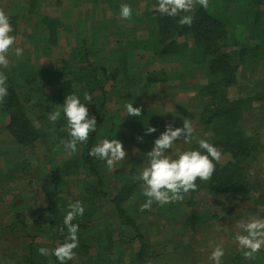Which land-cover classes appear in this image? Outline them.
<instances>
[{
  "label": "trees",
  "instance_id": "obj_1",
  "mask_svg": "<svg viewBox=\"0 0 264 264\" xmlns=\"http://www.w3.org/2000/svg\"><path fill=\"white\" fill-rule=\"evenodd\" d=\"M20 1L26 17H36L30 37L33 51L39 58L50 56L56 61L62 50L57 47L64 29L61 21L40 15L46 0ZM234 3L243 8V13L235 15L238 26L229 27L225 20L235 11ZM106 4L113 15L119 14L111 22L114 27L118 20L133 26H122L124 30L118 34L122 39L116 48L102 53L103 49L79 42L63 65L56 61V67L52 64L39 69L30 63L28 52L20 63L12 59L11 68L0 66V72L7 76L8 88V95L0 102V131L17 157L28 156L13 165L0 163V171H18L19 179L29 177L28 183L20 180L21 190L4 210L11 222L0 219V264H61L52 253L68 240L64 217L77 201L82 203L84 214L72 221L79 226L78 247L75 258L66 264H182L181 256L188 258L182 253H189L192 264H198L205 257L201 255L202 245L223 233L214 224L222 229L230 220L239 225L241 221L264 219V183L253 182L246 187L248 175L257 174L254 168L264 160V148L252 131L257 122L264 129V77L255 79L259 70L264 71V42H255L256 35L264 37V0H209L207 9L197 4L187 13L193 17L190 27L180 25L179 17L161 15L158 0H107ZM123 4L132 8L131 19L120 17ZM137 5L139 13L135 12ZM7 15L14 29L11 35L18 37L21 16ZM138 31L144 32L143 38L134 36ZM91 36V41L96 42L97 33ZM14 47L15 44L8 56L13 55ZM152 64L161 67L147 70ZM175 66L182 70L171 75ZM243 69L249 72L250 86L243 91L239 87L238 96L233 89L238 87ZM49 87L57 91L46 96L44 92ZM157 87L170 96V105L167 101L165 109L173 111L168 115L151 103L143 104L149 93L157 94ZM180 91L183 93L179 97L186 96V100L178 102L174 98L177 94L172 93ZM85 93L92 96L91 102L84 100ZM69 94L79 96L97 120L96 131L71 155L61 143L69 138L63 112L55 124L48 119L58 106L62 109ZM129 103L141 107L142 115L129 116ZM186 112L192 116L193 139L190 143L177 141L169 155L175 158L176 152L203 151L198 140L205 139L221 151L222 159L213 161L216 168L211 178L198 179L196 190L184 194L182 201L163 205L153 201L145 207L148 198L143 195L142 181L134 177L146 165V153L152 149L157 133L165 130L167 116L175 120L176 127H182ZM147 127L160 130L145 135ZM126 128L131 131L126 132ZM138 137H143L142 142ZM115 138L123 143L128 155L110 171L106 161L89 153L103 139ZM59 155L63 160L56 164ZM39 161L47 164L43 178H47L50 195L47 205H32L29 212L33 220L29 222L23 219L27 207H17L26 197L18 194L28 186L29 197L37 198L42 186L34 183L33 168ZM207 196H211L212 205L232 200L237 204L223 216L217 210L196 209ZM245 202L246 207L234 213ZM0 215L6 216L3 211ZM7 233L13 234L12 240L22 241L11 249V245H4L9 239ZM236 235H224L220 264H264V248L246 258L235 242ZM42 238H48L50 243H42ZM40 248L48 249V255H41Z\"/></svg>",
  "mask_w": 264,
  "mask_h": 264
},
{
  "label": "clouds",
  "instance_id": "obj_2",
  "mask_svg": "<svg viewBox=\"0 0 264 264\" xmlns=\"http://www.w3.org/2000/svg\"><path fill=\"white\" fill-rule=\"evenodd\" d=\"M207 9L209 0H158V11L161 15L168 17H179L180 25L191 26L193 17L187 13L192 12L196 5ZM181 13H185L181 15ZM122 19L132 18V8L121 5ZM14 31L9 16L0 8V66L7 68L9 60L7 58L9 50L17 42V37L11 35ZM15 54L21 56L23 49L15 48ZM7 76L0 72V102L8 95L6 86ZM84 100L91 102L92 96L84 94ZM127 113L131 117L142 115L141 107H133V104L126 105ZM61 111L67 121L69 138L63 140V144L69 155L77 152V145L88 141L91 133L96 131L97 120L94 115H90L89 108L81 102L76 94L66 96L62 109L49 113L48 119L55 124L61 118ZM155 127H147L145 135L156 133ZM194 127L189 119H185L182 127H176L174 123L166 125L165 130L154 140L152 149L146 153L147 162L135 180L142 181L143 195L148 198V204L155 201L161 205L166 203L179 202L184 199V194L194 191L197 188L196 181H208L213 175L216 165L213 161L219 162L222 159L221 151L205 139L198 140L199 149L176 152L175 158L169 155L177 141L190 143L193 139ZM142 142L143 137H138ZM90 156L106 161L107 168L113 170L115 164L127 157V152L123 143L118 139H103L95 145ZM69 211L64 217L65 226L68 227V240L58 245L53 253L61 264L73 260L76 256L74 251L78 247V225L72 224L77 215L84 214V207L77 201L69 206ZM247 234L237 233L235 242L246 258H252L254 253L264 248V219H253L251 221H241L238 225ZM41 255H48L49 250L40 248ZM224 256V251L217 246L211 252L209 260L214 264H220Z\"/></svg>",
  "mask_w": 264,
  "mask_h": 264
},
{
  "label": "rangeland",
  "instance_id": "obj_3",
  "mask_svg": "<svg viewBox=\"0 0 264 264\" xmlns=\"http://www.w3.org/2000/svg\"><path fill=\"white\" fill-rule=\"evenodd\" d=\"M83 1H84L83 4H85V7H87L88 18L86 17L85 19H82L81 23L84 22L83 24L85 25V21H86L87 25L90 26L89 17L93 18V19L97 18L99 21H101V20H103L105 18L107 19V15H105V17H104L103 10H101L99 7H95L94 6L95 2L93 3L92 1L90 2L88 0L87 1L83 0ZM20 3H22V1L19 2V0H0V8H2L3 10L8 11L11 14H15V15L17 14V15L21 16V19L19 20V30H18L19 34H18V37H17V42L15 43L16 47H14V51H13L14 53H13L12 56H7V58L10 59L9 63L12 61V59L17 60V62L20 63V61H22L24 56L27 55L28 52H30L29 61H30L31 64H33L35 66L38 65L40 67H42V66L45 67V66H47L45 64L46 62H48L49 65L53 64V66H55L56 63H54V62H56V61L59 63V65H63L66 57H68L70 52H71V48H72L73 42L68 40V39H66L65 34L63 32H60L58 46L60 45L62 50L60 51V55L58 56L56 61L52 60L50 58V56L49 57H40L39 58L38 55L33 51V45L34 44H32L31 39H30V37L33 35V30L32 29H33L34 26H36L35 25L36 17H33L32 19L27 18L26 15L24 14V12L22 11V9L20 8V5H21ZM23 3H24V1H23ZM46 3L47 4L44 7H42L40 15L41 16H46V17H49V18H53L55 16H58L61 13H65V12H70L71 13L72 11L77 12V11L83 9V8H81V9L79 8L81 6L77 5L78 2H76V0H60V1L46 0ZM141 4H142L141 7H144V4L142 2H141ZM233 6L234 7H232V9L235 10V11L231 14V16L228 19L225 20L226 24H228L229 27H231V26H233V27L236 26L237 27L238 25L235 22V15L238 16L240 13H243V8L242 7H238L236 5V3H234ZM75 8H78V9L75 10ZM230 9L231 8H229L228 10H230ZM89 11H90V16H89ZM139 11H140V8L138 6V9L135 10V12L139 13ZM76 14H77L76 15L77 18L75 16L74 18H72V21H70L71 22L70 25L72 26V29L76 31L75 33H77V29H78L77 19L80 18L81 13L77 12ZM116 15L119 16V14H116ZM115 20H117V16H116ZM75 21H76V23H75ZM71 26H70V28H71ZM121 26H125L126 28L133 27L132 24L126 25V24H124V22L118 20L117 25L115 27L112 26L113 35H111V39H112L111 43H114L115 40L119 39L118 38L119 37V35H118L119 33L118 32L122 31V29H123ZM237 31L241 33L243 31V29L237 28ZM129 34H132V32H129ZM134 36H136L139 39L143 38L144 32L143 31L135 32ZM262 39H264V37H262L260 34H258V35H256V41L255 42L258 41V43H263L264 41ZM17 47L23 49V54L21 56H17L15 54V48H17ZM55 53H56V51H55ZM51 61H52V63H51ZM141 64H145V62L142 61ZM11 67L12 66H10V68ZM160 67L161 66L156 67V65L152 64V65H150L147 68V70L159 69ZM172 69H174V70H170L171 75H173V73H175L176 71H177V73H180V70H182L180 67L177 68L176 66L173 67ZM247 70L249 71V68ZM248 73L249 72L244 71V69L240 72L239 79H238V87L233 89V92H235L238 96H239V92H238V88L239 87H240L239 89L241 91H243V90L248 89L249 86H250V85H248V78H247ZM260 77H264V71H262V70H259V72L257 73L255 79H259ZM196 80L197 79H195V81ZM244 85H246V86H244ZM55 89L56 88L49 87V89L46 90L44 93H45L46 96H51V95H53L55 93V92H53V91H55ZM156 91H157L156 95H152V94L149 93V98L144 99L143 100V104L146 105L147 103H149V104L151 103L155 109H163L162 110L163 115H165V114L168 115L167 113L169 111H173L171 109L170 110L169 109H165V105H167V101L170 98V96H169V94L163 93L160 89H158V87H157ZM182 93L183 92L180 91V92H176V93H172V94H177V96L174 97V98H175L176 101L181 102L182 100H186V96L185 97H179ZM187 94L189 95V93H187ZM168 105H170L169 101H168ZM256 106H258V105L256 104ZM169 108H170V106H169ZM36 111H37V109H35V112ZM186 114H187V116L184 119H189L190 121H192L191 114L189 112H186L184 115H186ZM174 121H173V119L171 117L167 116V118L165 120V124L166 125L169 124V123H174L175 124ZM259 125H260V123L257 122V124L255 125L256 127H253L252 131L254 133V136L258 140H260L261 146L264 148V129L262 128V126H259ZM157 130H160V129L157 128ZM129 131H131L130 128H126V132H129ZM161 132H163V131H161ZM161 132H159L157 134L160 135ZM153 137L154 136H151V138H153ZM7 142L8 141L6 139L5 133L0 131V146H1V149H0V163L12 162V165H13L15 162H22V160L27 159L26 157H28V156H26V157H24V156L23 157L22 156L19 157L18 156L17 157L15 155V150L10 145L8 146ZM62 160H63V156L59 155V156L56 157V162H54V163L59 164V163H61ZM31 161H34V160L32 159ZM34 163L36 164V166H34V168H33V172H34V178L33 179L35 181H37V183L39 185L42 186L39 189V193L37 195V198H39V199L37 201L36 200L37 199L36 196L33 199H32V197H34V196L29 197L30 196L29 193L27 194V192L29 191V187L27 186L26 189L24 188V190L21 191L20 194H18L19 196L26 197L25 199H22V200H25V202H22V203L20 202V206L17 205L18 208L27 207V212L23 213V215H24L23 219H26L29 222H32V220H33L32 213L29 212V209L32 207V205L35 204V203H39L40 206L47 205V203L49 201V195H50V192L48 191V188H49L48 184H46L47 178L44 179L43 177H44L45 174H42V172H43V170L45 168V165H47V164L46 163H42L40 161L39 162H34ZM118 163L119 162H117L115 164L114 169H116V166H117ZM254 169L258 170V172H257V174L248 175V178H247V181H246V187L251 186L253 182H254V185H255V183H258V182L259 183H264V160L262 162L258 161V164H256ZM26 171H31V169L30 170L27 169ZM2 176L4 177V175H2ZM5 177H6V183L3 184V185L0 184V191L2 193V197L0 196V207H1L0 208V213L3 210H5V208L13 201L12 199L15 198L17 193L21 190L20 180H21V182L28 183V179H29V177H25L24 179L23 178L19 179L18 171H16V173L15 172H7L5 174ZM71 181H72V179H71ZM72 189H73L74 192L77 190L75 188V184H74V187H72ZM23 192H25V193H23ZM207 198L208 199H206V197H204L202 200H200L201 202L198 203V206H197L196 209L202 210V208L205 207L207 210L212 211V212H215L217 210V211L221 212V216H223L226 213H228L230 208L232 209V207L237 204V201L232 200L231 203H230V201L227 202V203L220 201L219 204L212 205V203L210 202L211 201L210 200L211 196H207ZM199 199H201V197ZM16 201H20V200H16ZM246 205H247V202H245V204H243V203L239 204L238 207L234 210V213H236L237 210L244 209L242 207H246ZM247 208H249V207H247ZM231 209H230V211H231ZM209 211L204 212V215H206ZM202 214H201V216H202ZM2 217L6 219L5 221L11 222V218H10L9 215H6V216L0 215V219ZM213 226L215 228L219 229V231H223V233L216 234V235H220V238H218V239H215L213 237L209 238V235H206V239H208V238L209 239H208V241H206V243H204V245H202V247L200 249V250H202L201 255L202 254L205 255V257H203V259H201L199 262H197L198 264H214V262L209 260V256L211 255V252L214 250L215 247H217V246L224 247L225 246L226 237L224 235H230L231 233L237 234V233L244 232V230L239 228L237 224H235V223L233 224V222L231 220L228 221V223L225 224L222 227V229H221V226H218L216 224H214ZM34 231L35 230H33V232ZM244 234H247V233L244 232ZM10 235H13V234L12 233H7L6 237L7 238L9 237V239L6 242V244H4V245H11V249H12V247H14V243L21 242L22 240H19V241L16 240V239L12 240L10 238ZM46 237H48V236H46ZM42 239H43V240H41L42 243H44V244H49L50 243V241H48V238H42ZM169 247H171V245H169ZM12 254L13 253H11L10 255H12ZM23 254H24V251H23ZM182 254H184V255L187 254V257H188V258H185L184 256H181V263L182 264H192L193 263V260H191L190 257H189V253H182ZM153 264H155V263H153ZM156 264H160V263L158 262Z\"/></svg>",
  "mask_w": 264,
  "mask_h": 264
},
{
  "label": "crops",
  "instance_id": "obj_4",
  "mask_svg": "<svg viewBox=\"0 0 264 264\" xmlns=\"http://www.w3.org/2000/svg\"><path fill=\"white\" fill-rule=\"evenodd\" d=\"M88 1H90V2L92 1L93 3L95 2L94 0H88ZM106 1L107 0H98L97 2H95L94 6L99 7L101 10H103L104 17H105V15H107V19L105 18V19L99 21L97 18L93 19V18L89 17V20H90V26H89V25H87L86 21H85V25L83 24L84 22L81 23L82 19H85L86 17L88 18L87 7H85V4H83V2H84L83 0H76V2H78L77 5L81 6L79 8L80 9L83 8V9L77 11L78 13H81L80 18L77 19V22H78L77 33H75L76 31L73 30L72 26L70 25V23H71L70 21H72V18H74L77 15L76 14L77 12H75V11H72L71 13L65 12V13H61L60 15L52 18V19H58L61 21L62 26L64 28L62 31L65 34L66 39L73 42L72 48L82 44V42L84 44H86L87 46L93 45V47L96 49L97 48L103 49L102 53H104L105 51L108 52L112 48H116L117 42L120 39V37H118L119 39L115 40L114 43H111L112 42L111 35H113V29H112L113 25L111 22H113L115 20L117 15L116 14L113 15L111 9H109L108 5L106 4ZM77 9L78 8H75V10H77ZM6 14H11V13L6 11ZM89 16H90V11H89ZM76 18H77V16H76ZM75 23H76V21H75ZM70 26H71V28H70ZM123 29H122V31H123ZM122 31H120L118 33H121ZM91 33H97L98 37H96V39H95L96 42L94 40L91 41V38H92ZM83 39H86V40H83ZM79 42H80V44H79ZM58 47H61V46L59 45ZM102 56H104V55H102ZM51 63H52V61H51ZM45 64L47 66L39 67V69H47L51 66V65H49L48 62H46ZM53 67H56V66H53ZM52 88H55V87H52ZM48 89L49 88H46L45 91ZM56 91H57V89H55V91H53V92H56ZM6 173L7 172L0 171V184H2V185L6 183V177H5ZM42 174H44V173L42 172ZM2 175H4V177ZM33 181H34V183L38 184L37 181H35L34 179H33ZM0 193H1V191H0ZM9 205H11V203ZM9 205L7 206V208L9 207ZM3 215H7L6 211H4V210H3ZM262 261L264 263V259H262Z\"/></svg>",
  "mask_w": 264,
  "mask_h": 264
}]
</instances>
